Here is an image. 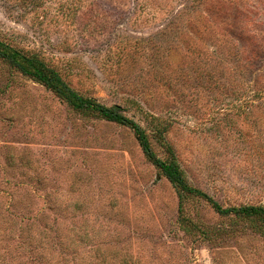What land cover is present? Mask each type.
<instances>
[{
    "label": "rangeland",
    "instance_id": "374dc122",
    "mask_svg": "<svg viewBox=\"0 0 264 264\" xmlns=\"http://www.w3.org/2000/svg\"><path fill=\"white\" fill-rule=\"evenodd\" d=\"M0 38L120 106L224 207L264 204V0H0ZM180 206L130 128L0 60V264H264L261 224ZM32 217L61 237L40 259L19 245Z\"/></svg>",
    "mask_w": 264,
    "mask_h": 264
},
{
    "label": "trees",
    "instance_id": "16d2710c",
    "mask_svg": "<svg viewBox=\"0 0 264 264\" xmlns=\"http://www.w3.org/2000/svg\"><path fill=\"white\" fill-rule=\"evenodd\" d=\"M0 60L10 68L24 74L26 77L42 84L45 88L54 93L59 100L64 101L73 111L83 115L96 116L111 122L130 128L137 140L141 150H143L147 159L152 162L160 172L167 177L172 186L178 191L182 211V203L187 195L198 196L210 203V205L221 215H231L238 219L255 220L264 227V204H241L224 207L212 195L201 190L188 181V177L178 161L177 156L170 154L168 157H161L153 149L150 135L146 127L141 125L137 120L125 113L118 105L106 106L95 99L82 96L74 90L62 76L60 71L49 66L35 54H28L26 50L18 49L0 38ZM264 93V89L262 90ZM10 161L13 163V159ZM15 204L10 203L6 208L9 216L14 213ZM183 223L184 218L180 219ZM180 222V223H181ZM184 224V223H183ZM51 226H44L43 229L37 230L35 218H28L25 225L21 228L23 233L22 241L19 243L20 248L30 254L31 259H40L45 255V249L53 245L54 240L61 241V237L50 233ZM46 230H48L46 232ZM30 262H33L32 260Z\"/></svg>",
    "mask_w": 264,
    "mask_h": 264
}]
</instances>
